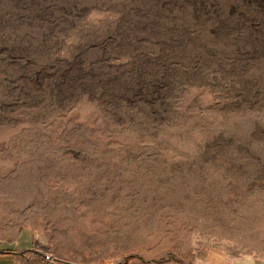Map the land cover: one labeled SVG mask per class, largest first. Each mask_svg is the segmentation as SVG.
Wrapping results in <instances>:
<instances>
[{
  "label": "rangeland",
  "instance_id": "1",
  "mask_svg": "<svg viewBox=\"0 0 264 264\" xmlns=\"http://www.w3.org/2000/svg\"><path fill=\"white\" fill-rule=\"evenodd\" d=\"M264 264V0H0V256Z\"/></svg>",
  "mask_w": 264,
  "mask_h": 264
},
{
  "label": "crops",
  "instance_id": "2",
  "mask_svg": "<svg viewBox=\"0 0 264 264\" xmlns=\"http://www.w3.org/2000/svg\"><path fill=\"white\" fill-rule=\"evenodd\" d=\"M11 256H0V264H13Z\"/></svg>",
  "mask_w": 264,
  "mask_h": 264
}]
</instances>
